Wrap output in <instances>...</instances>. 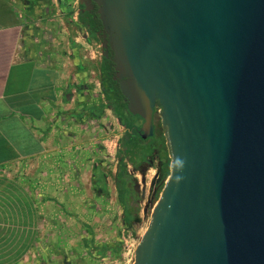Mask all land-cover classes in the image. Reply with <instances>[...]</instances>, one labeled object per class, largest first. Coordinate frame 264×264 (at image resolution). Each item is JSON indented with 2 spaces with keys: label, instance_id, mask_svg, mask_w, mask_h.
I'll use <instances>...</instances> for the list:
<instances>
[{
  "label": "water",
  "instance_id": "water-1",
  "mask_svg": "<svg viewBox=\"0 0 264 264\" xmlns=\"http://www.w3.org/2000/svg\"><path fill=\"white\" fill-rule=\"evenodd\" d=\"M93 4L128 113L146 140L160 108L171 159L134 264H264V0Z\"/></svg>",
  "mask_w": 264,
  "mask_h": 264
},
{
  "label": "crops",
  "instance_id": "crops-1",
  "mask_svg": "<svg viewBox=\"0 0 264 264\" xmlns=\"http://www.w3.org/2000/svg\"><path fill=\"white\" fill-rule=\"evenodd\" d=\"M51 1L0 0V264L32 263L62 214H97L118 173L125 128L99 98L78 9Z\"/></svg>",
  "mask_w": 264,
  "mask_h": 264
},
{
  "label": "rangeland",
  "instance_id": "rangeland-1",
  "mask_svg": "<svg viewBox=\"0 0 264 264\" xmlns=\"http://www.w3.org/2000/svg\"><path fill=\"white\" fill-rule=\"evenodd\" d=\"M47 3L57 4L51 0H47ZM76 7L78 9V5ZM81 41L84 43L81 52L94 57V77L99 85V98L103 99L100 93L102 60L99 43L94 41L87 46L85 40ZM122 117L128 121L133 120L138 127L143 124L140 117L132 116L128 112L123 111ZM116 123L115 133H118L123 128L119 121ZM162 129L166 133L163 126ZM123 138L124 135L114 146V161L108 168V173H111V168L118 167V153ZM151 161V165L145 164L139 171H135L130 165L127 167L132 180L126 190H123V196L119 195L118 199L111 200L110 191L117 192V180L116 177L109 178V194L104 195L99 191L97 214L93 210L88 215L82 214L89 216L88 218L73 221L62 214V219L47 223L51 232L39 242L34 261L30 264H134L137 247L147 231L154 207L166 182H162V174L158 176V159L151 157ZM122 198L139 211L140 221L133 223L132 231L125 226ZM79 221L85 223L86 227L81 226Z\"/></svg>",
  "mask_w": 264,
  "mask_h": 264
},
{
  "label": "trees",
  "instance_id": "trees-1",
  "mask_svg": "<svg viewBox=\"0 0 264 264\" xmlns=\"http://www.w3.org/2000/svg\"><path fill=\"white\" fill-rule=\"evenodd\" d=\"M100 22L91 21L93 31H97ZM114 74L112 61L104 58L101 64V81L102 94L108 104V107L113 111L115 118L125 128L124 138L121 141L120 151L118 153V173L116 176L117 188L119 195L123 196V190L131 183V175L127 171L130 165L134 169L139 170L140 166L148 162L155 150H158L162 163L161 174L162 182H165L170 174V153L167 146V140L162 126L157 130L156 135L152 139H142L140 134V126H136L133 120H125L122 117V112L127 111V104L120 92L118 83L112 78ZM152 141L153 145L150 144ZM121 196V197H122ZM125 200V199H124ZM122 198L124 208V222L129 230H133V223L140 221L138 208H133L126 203Z\"/></svg>",
  "mask_w": 264,
  "mask_h": 264
},
{
  "label": "flooded vegetation",
  "instance_id": "flooded-vegetation-1",
  "mask_svg": "<svg viewBox=\"0 0 264 264\" xmlns=\"http://www.w3.org/2000/svg\"><path fill=\"white\" fill-rule=\"evenodd\" d=\"M71 2H72V0H58V3L60 4V6L63 7V10H67V11H70L72 9L71 8ZM76 5H78V23L84 26L85 34H87V36H88L85 41L86 42H92V43L95 41V42L99 43V46H100V49H101V60L103 61L104 58H107V59H110L112 61L113 52L111 51L110 47L108 49L102 48L104 40L102 39V35H103L102 23L99 20V16L97 14L98 7L95 4H93V7H91L89 5L87 8L90 11L83 13V11H82L83 8L80 6V0H75L74 6H73L74 12H75V9H76ZM92 20L96 21V22H100L99 23V27H98L97 31H95V32L93 31V27H92V24H91ZM101 64H102V62H101ZM112 66H113V70H114V74H113V76H114L115 75V69H114L113 61H112ZM113 76H112V78H113ZM160 117H161V115H160ZM160 117L158 115L157 110H155L154 116H153L154 136L156 135L157 130L162 126ZM142 123H143V121H142ZM140 128H141V125H140ZM152 138H149V139H152ZM150 144L153 145L152 141L150 142ZM151 157L158 159V162H159V164H158L159 165V174H158V176H159L161 174L162 163H161V160H160V155H159L158 150H155ZM151 163H152L151 158H149L148 162L142 164L139 169H141V167L143 165H145V164L151 165ZM134 170L135 171H139V170H136V169H134ZM117 171H118V169H117Z\"/></svg>",
  "mask_w": 264,
  "mask_h": 264
},
{
  "label": "built area",
  "instance_id": "built-area-1",
  "mask_svg": "<svg viewBox=\"0 0 264 264\" xmlns=\"http://www.w3.org/2000/svg\"><path fill=\"white\" fill-rule=\"evenodd\" d=\"M157 112H158V115L160 117V108H156Z\"/></svg>",
  "mask_w": 264,
  "mask_h": 264
},
{
  "label": "bare ground",
  "instance_id": "bare-ground-1",
  "mask_svg": "<svg viewBox=\"0 0 264 264\" xmlns=\"http://www.w3.org/2000/svg\"><path fill=\"white\" fill-rule=\"evenodd\" d=\"M161 118L163 119V114L160 112Z\"/></svg>",
  "mask_w": 264,
  "mask_h": 264
}]
</instances>
